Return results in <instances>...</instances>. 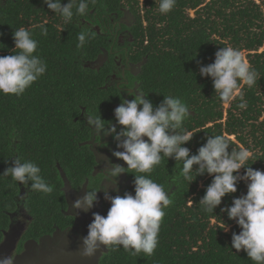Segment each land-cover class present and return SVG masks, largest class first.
I'll return each mask as SVG.
<instances>
[{
	"label": "trees",
	"instance_id": "trees-1",
	"mask_svg": "<svg viewBox=\"0 0 264 264\" xmlns=\"http://www.w3.org/2000/svg\"><path fill=\"white\" fill-rule=\"evenodd\" d=\"M124 11L133 19L130 27L115 24ZM42 23L47 35L36 27L32 36L38 41L34 54L46 62V73L20 96L0 93V240L8 216L20 204L33 217L24 237L70 224L63 215L66 200L60 172L72 189L85 181L91 190L97 188L91 183L93 154L84 143L91 138L87 116H101L106 124L121 95L110 81V63L97 69L88 64L103 51L111 55L118 27L131 38L121 46L128 60L134 64L145 60L135 76L139 92L154 106L171 95L189 107L183 129L194 134L183 146L191 154L208 136L223 135L229 152L240 145L250 148L254 155L247 166L264 170V0H176L167 14L160 13L159 0H88L87 14L74 15L68 23L43 0H0V56L12 54L16 28ZM81 32L86 41L78 47ZM225 46L241 50L259 73L255 85L242 89L246 109L238 107L239 97L223 104L212 79L200 75V67L213 63L215 52ZM16 158L39 166L53 192L44 194L32 190L30 182L21 184L2 176ZM182 167V161L165 156L149 177L164 187L172 201L163 209L154 254L133 255L122 246L109 245L98 264H255L243 250L231 247L232 233L241 229L221 212L234 198L246 194V182H239L237 192L222 198L210 213L199 201L213 177L197 175L189 184ZM126 171L129 186L121 196L134 195V175H148ZM22 188L25 194L20 201Z\"/></svg>",
	"mask_w": 264,
	"mask_h": 264
},
{
	"label": "clouds",
	"instance_id": "clouds-1",
	"mask_svg": "<svg viewBox=\"0 0 264 264\" xmlns=\"http://www.w3.org/2000/svg\"><path fill=\"white\" fill-rule=\"evenodd\" d=\"M43 2L65 23L71 22L74 15L84 16L88 12V0H68L66 4H62L61 0ZM175 4L176 0H159L160 13H169ZM45 23L15 29L12 54L0 56V93L20 96L46 73V62L34 54L38 41L32 36V29L36 27L47 35ZM78 40L77 46L82 47L86 34L79 33ZM200 75L212 79L215 92L223 104L229 105L239 97L238 107L241 109L247 107L243 87H252L259 78V73L247 61L244 53L231 46L219 48L215 52L214 62L200 67ZM145 97L135 94L133 99H123L114 109L117 124L123 126L119 131L116 125L106 128L101 116H87V125L94 133L113 136L117 149L122 151L115 150L112 156L127 165L125 168L109 159L103 169L104 181L118 191V177L127 172L126 169L148 175H134V195L126 192L123 196H112L105 186L104 198L110 201L111 206L106 216L92 213L93 220L88 225L87 234L81 238L82 254L91 257L102 246L109 245L122 246L133 255L141 252L148 256L154 254L165 215L163 209L172 201L164 187L149 177L166 156L183 162L182 174L189 184L197 175L207 173L213 177L199 201L206 212L213 213L221 205L222 198L237 192L239 182H246V194L234 198L232 205L222 208L221 212H226L228 218L241 229L238 234L232 233L231 247L237 252L243 250L255 264H264V170L247 166L254 155L253 151L240 145L239 150L229 152L230 145L225 136L210 135L197 153L191 154L190 149L183 146L191 141L194 134L183 129L189 107L180 98L171 95L164 96L158 106ZM194 165L197 166L195 169ZM241 169H244L242 175ZM2 176H11L21 184L30 182L32 190L44 194H51L54 190L42 177L40 167L30 160L16 158L11 166L5 168ZM97 192L86 191L73 202L72 208L85 212L91 210L98 203ZM223 224V229L227 230ZM0 264H14V260L10 256L0 257Z\"/></svg>",
	"mask_w": 264,
	"mask_h": 264
},
{
	"label": "flooded vegetation",
	"instance_id": "flooded-vegetation-1",
	"mask_svg": "<svg viewBox=\"0 0 264 264\" xmlns=\"http://www.w3.org/2000/svg\"><path fill=\"white\" fill-rule=\"evenodd\" d=\"M132 22L133 19L131 20V24ZM115 31L118 32L114 36L115 49L113 50L111 55V51H107L108 55L105 60L106 62L103 63V65L106 63L111 64L110 81L119 90L121 101L112 105L113 112L109 113L111 119L106 123V128L110 125H114L115 122L117 123L114 116L115 106H118L123 99L131 100L134 98L135 94H141L139 92V83L135 80V76L139 73L140 66L138 67L137 64L130 62L126 56L125 51H122L121 47L125 43V41L130 42L131 38L127 36V30L122 31L120 27H118ZM120 33H124L127 38V40H123L122 37L121 46L117 45V38ZM111 48L112 46L110 47V50ZM103 52L107 54L106 51ZM118 52L122 56L123 66L125 67L119 72L116 71V62L114 60ZM109 56H111L110 60L108 59ZM128 66H134V68H132L133 70L129 69ZM116 126L117 131H119L122 127L118 124ZM90 131L91 138L84 143L88 146L89 150L93 154L94 164L91 173L93 180L91 181V183L96 184L97 188L95 190L98 191V203H96L95 206L87 212L72 208L71 205L73 204V202L79 197H82L86 191H91L92 185H90L88 181H85L83 184H81V187L79 189H72L70 187L68 194L66 195L64 193L66 208L63 213L64 217L66 216L70 218V224L61 229L55 226L54 230L51 233H47L45 231L41 235H32L28 237H24V235L27 233L28 227L30 226L33 217L30 213L27 212L22 204L18 205L16 212L11 213L8 216L7 228L1 231L0 247L3 248H1L2 250L0 252V257L10 256L13 258L14 264H54V262H57L61 258H66L67 260H69L66 264H69L71 262L70 256L75 258L73 254L74 251L75 255H77L76 259L78 261H82L83 264H94V262L95 264H98V260L100 259L101 255L105 253L106 248L102 246L94 256L86 257L82 254L81 238L87 234L88 225L93 220V212L99 213L103 216L107 215V212L111 205L110 201L104 198L105 186H107L110 195L121 196L125 188L129 186V180L126 179L125 173L121 174L118 177L117 181L118 191L114 190V186L109 185L108 181H104L105 175L103 169L107 166V161L109 159L112 161V163L120 164L125 168H127V165L122 160H119V162L116 161V157L112 156V149L116 147L117 144L112 135H109L110 137H108V135H104L105 138H102V135L94 133L91 128ZM144 139L147 140V137H145ZM103 153L105 155H103ZM20 211L25 212L29 217V221L26 226H22L21 223L16 221V216ZM11 234L16 235L13 244H10L8 240ZM32 241L34 243H32ZM4 245H7V247L4 248Z\"/></svg>",
	"mask_w": 264,
	"mask_h": 264
},
{
	"label": "rangeland",
	"instance_id": "rangeland-1",
	"mask_svg": "<svg viewBox=\"0 0 264 264\" xmlns=\"http://www.w3.org/2000/svg\"><path fill=\"white\" fill-rule=\"evenodd\" d=\"M131 20H132V17H131V15L128 13V12H126V11H124V15L115 23V24H117V25H123V26H130V24H131ZM122 37H123V40H127V38H126V36H125V34L124 33H120L119 34V36H118V44L117 45H122ZM106 53H102L97 59H96V61L95 62H93V63H91V64H88V65H90V66H92V67H94V68H98V67H100V66H102L103 65V63H105L106 61V57H107V54L105 55ZM114 60H115V62H116V71L117 72H119L120 70H123L125 67L123 66V59H122V56L120 55V53L118 52L117 53V55L115 56V58H114ZM136 67V66H135ZM127 68V67H126ZM128 68L129 69H131V70H133L132 68H134V66L133 67H131V66H128ZM117 106H115V108H116ZM114 125H117V123L115 122L114 123ZM123 127V126H122ZM121 127V128H122ZM108 137H110L109 135H108ZM102 138H105V136L104 135H102ZM109 139V138H108ZM107 139V140H108ZM113 151H115V150H119V151H122V149H117V147H114L113 149H112ZM103 155H105L104 153H103ZM116 161H118L119 162V159H117L116 158ZM24 194H25V189L24 188H22L21 189V192H20V194H19V196H18V199L21 201V199L23 198V196H24ZM16 221H18L19 223H21L22 224V226L23 225H27L28 224V221H29V217H28V215L25 213V212H22V211H20V212H18V214H17V216H16Z\"/></svg>",
	"mask_w": 264,
	"mask_h": 264
},
{
	"label": "water",
	"instance_id": "water-1",
	"mask_svg": "<svg viewBox=\"0 0 264 264\" xmlns=\"http://www.w3.org/2000/svg\"><path fill=\"white\" fill-rule=\"evenodd\" d=\"M94 62H95V61H94ZM144 62H145V60H142L140 63L137 64V66L139 67V66L143 65ZM96 69H97V68H96ZM60 174H61V177H62V179H63V187H62V191H63V193H65V194L67 195V194H68V191H69V189H70V185H69L68 181L66 180L64 174L61 173V172H60ZM15 238H16V235H15V234H11V236H10L9 239H8V240H9V243H10V244H13ZM6 239H7V237H6ZM32 243H34V242L32 241ZM6 247H7V245H4V248H6ZM1 248H3V247H0V252H1V250H2ZM73 254H74L75 258H73L72 256H70V257H71V262H70L69 264H83L82 261H78V260L76 259V258H77V255H75V252H74V251H73ZM60 257H61V256H60ZM68 261H69V260H67L66 258H61V259L58 260L57 262H54V264H66V263H68ZM90 264H91V263H90ZM94 264H95V262H94Z\"/></svg>",
	"mask_w": 264,
	"mask_h": 264
}]
</instances>
